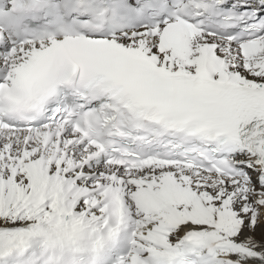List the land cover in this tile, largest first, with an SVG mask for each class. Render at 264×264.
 Masks as SVG:
<instances>
[{
    "label": "snow or ice",
    "instance_id": "obj_1",
    "mask_svg": "<svg viewBox=\"0 0 264 264\" xmlns=\"http://www.w3.org/2000/svg\"><path fill=\"white\" fill-rule=\"evenodd\" d=\"M0 264H264V0H0Z\"/></svg>",
    "mask_w": 264,
    "mask_h": 264
}]
</instances>
